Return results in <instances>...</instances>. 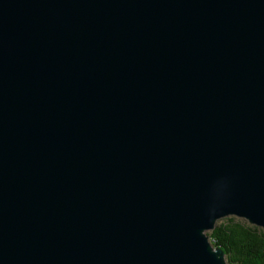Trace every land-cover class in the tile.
<instances>
[{"label":"water","instance_id":"obj_1","mask_svg":"<svg viewBox=\"0 0 264 264\" xmlns=\"http://www.w3.org/2000/svg\"><path fill=\"white\" fill-rule=\"evenodd\" d=\"M264 229V0H0V264H226Z\"/></svg>","mask_w":264,"mask_h":264},{"label":"trees","instance_id":"obj_2","mask_svg":"<svg viewBox=\"0 0 264 264\" xmlns=\"http://www.w3.org/2000/svg\"><path fill=\"white\" fill-rule=\"evenodd\" d=\"M208 239L224 252L227 264H264V229L236 217L215 224Z\"/></svg>","mask_w":264,"mask_h":264},{"label":"rangeland","instance_id":"obj_3","mask_svg":"<svg viewBox=\"0 0 264 264\" xmlns=\"http://www.w3.org/2000/svg\"><path fill=\"white\" fill-rule=\"evenodd\" d=\"M227 218H230V217H227ZM227 218H221V219L218 220L216 223L221 222V221H225ZM236 218H238V217H236ZM209 232H210V231H209ZM209 232L207 231L206 233L209 235ZM225 260H226V258H225ZM226 264H227V261H226Z\"/></svg>","mask_w":264,"mask_h":264}]
</instances>
